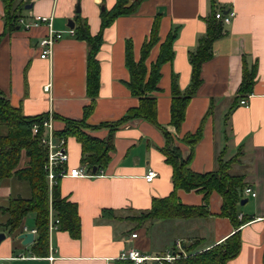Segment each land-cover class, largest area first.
Returning a JSON list of instances; mask_svg holds the SVG:
<instances>
[{"label": "crops", "instance_id": "0c3cea01", "mask_svg": "<svg viewBox=\"0 0 264 264\" xmlns=\"http://www.w3.org/2000/svg\"><path fill=\"white\" fill-rule=\"evenodd\" d=\"M22 1L25 7L19 19L29 22L36 15L52 16L53 28L61 31L63 37L55 42L50 58H41L39 42L48 34L49 26L26 28L18 20V25L7 31L5 2L0 0V89L26 115H48L51 111L56 115L54 126L58 135L57 130L64 128L65 122L57 116L81 119L84 107L91 101L87 94L88 44L69 32L68 23L71 20L75 24L80 16L88 22L92 35H96L100 31L101 11L111 9L117 0ZM30 3L32 7L27 8ZM215 5L217 11L231 9L235 16L224 25L227 34L215 41L213 57L202 65L201 84L189 101L178 135L170 124L173 75L180 90L185 92L192 76L190 52L206 31L205 18L211 12L212 0H143L133 13L117 17L104 31L98 53L101 87L87 122L95 125L117 121L129 108L139 104L138 96L127 85L130 72L126 66V42L132 41L135 59L139 60L142 45L155 18L160 16V41L147 58L150 65L157 59L160 44L169 31L178 27L174 57L162 65L159 89L154 92L157 120L175 135V143L181 147L184 158L191 149L183 136L204 125L203 137L195 146L190 163L195 171L216 170L219 155L225 161L237 157L230 172L245 176L246 187L256 192L252 197L257 200L247 211L250 213L238 207L239 218L249 215L253 219L240 227L241 250L227 264H264V0H216ZM243 62L249 67L256 64L257 69L252 91L244 96L247 106L240 103L242 97L237 95ZM89 132L105 138L109 128ZM166 145L159 127L135 118L115 130L110 161L96 175L60 177L62 196L78 205L81 235L74 238L68 230L51 226L57 219L52 211L45 255L34 251L37 233L29 244L18 237L24 230L36 229L35 213H29L12 233L5 226L9 213L3 208L11 197H28V184L15 177L2 180L0 232L5 238L0 241V257L3 264H120L123 259L119 256L130 248L164 255L174 250L179 239L188 248L198 237V245L203 247L195 250L225 239L235 227L228 217L216 215L222 205L217 192L209 199L212 214L205 217L142 223L132 218L150 208L154 196H166L173 189V169L160 150ZM67 150L66 168L80 167L94 172L83 163L82 147L75 137H67ZM149 168L157 171L152 182L144 177ZM178 195L186 204L204 201L203 193L198 190L179 189ZM135 231L138 235L132 237Z\"/></svg>", "mask_w": 264, "mask_h": 264}, {"label": "trees", "instance_id": "16d2710c", "mask_svg": "<svg viewBox=\"0 0 264 264\" xmlns=\"http://www.w3.org/2000/svg\"><path fill=\"white\" fill-rule=\"evenodd\" d=\"M141 1L143 0H134L133 2L117 0L111 9L102 10L100 31L96 35H92L86 20L80 16L75 19L74 30L77 37L86 40L88 44L87 94L91 101L84 107V116L81 119L57 116L65 122L64 128L57 130V134L75 137L82 147L83 163L87 164L92 171L96 167L97 170L94 173H97L110 161V154L114 149V133L117 128L135 118L148 120L159 127L167 140V145L160 150L164 155L165 162L173 169L171 177L173 189L166 196H154L151 207L132 218L142 223L146 220L205 217L212 214L209 209V199L213 192H217L222 197V205L221 212L216 215L228 217L234 225L235 231L208 248L195 250L196 244H191L188 248V256L172 262H165V264H227L241 250L240 227L253 219L249 215L239 218L238 207L244 199V189L247 184L244 181V175L230 172L231 164L237 157L225 161L223 156L219 155L216 170L195 171L190 163L194 148L203 137L204 125L201 124L194 132H188L183 136V140L189 144L191 149L189 156L184 158L181 147L175 143V135L166 126L159 124L157 120V98L154 92L159 89L162 65L174 57L173 45L178 36V27L169 31L165 40L160 44L157 59L150 65L147 63V58L153 46L160 41V16L155 18L150 34L142 45L139 60L135 59L132 41L126 42V66L130 72V80L127 85L131 93L138 96L139 104L129 108L124 116L117 121H105L95 125L87 122V118L95 108L96 97L101 87V67L98 53L103 43L104 31L117 17L133 13ZM4 2L5 26L8 31L18 25L25 3L22 0H4ZM215 2L216 0H212L211 12L205 18L207 23L205 33L199 38L196 48L190 52L192 76L191 83L185 92L180 90L176 75H173L170 124L175 128L176 135L180 132L185 119L189 101L201 84L203 63L213 57L215 41L227 34L222 21L216 18ZM256 70V64L249 67L243 62L242 79L237 90L238 97H244L251 93ZM47 116V114L33 116L24 114L20 107L11 104L5 92L0 89V125H5L7 128L5 133L0 132V182L6 178L15 177L28 184L30 189L28 197L21 195L11 197L8 206L3 208L9 213L5 226L12 233L23 223L29 213H35L37 238L34 243V251L41 255L47 253L51 210L59 220L57 224L59 228L68 230L74 238L81 235L78 205L62 196L60 178L52 187V191L49 190L46 170L48 150L41 141L43 128L39 133L33 132V125L41 123ZM104 127L109 128V134L105 138H100L89 132ZM179 189L202 192L203 203H183L178 195ZM120 264L132 263L128 260H120Z\"/></svg>", "mask_w": 264, "mask_h": 264}, {"label": "built area", "instance_id": "2783aa9c", "mask_svg": "<svg viewBox=\"0 0 264 264\" xmlns=\"http://www.w3.org/2000/svg\"><path fill=\"white\" fill-rule=\"evenodd\" d=\"M35 1V0H31ZM235 16V12L231 9L223 12L222 10L216 11V18L220 19L222 23L228 24L232 21ZM19 21L24 24V27L29 28L31 26H39L40 24H47L49 26L48 34L41 38L39 45L41 47V58L48 59L51 57L53 46L55 42L63 37L61 31H57L53 28L52 16L36 15L33 16L32 21H25L24 18H20ZM69 32L74 34L73 28L69 29ZM46 89L49 90V85H46ZM241 104L248 105V100L242 97L240 100ZM43 128V134L41 141L48 150V159L46 163L47 179L49 183V190L52 191V187L57 183V179L65 175L70 174L71 176H92L96 173H90L85 168H66L65 164L69 160V153L67 150V137L56 135L54 126V115L49 111L47 118L42 120L41 123H35L33 125V132L39 133L40 129ZM157 176V171L149 168L145 174L147 182H152ZM244 195L256 196V192L251 187H245ZM241 217V216H240ZM52 218V210L50 213V219ZM59 220H55V224L51 226L57 227ZM52 228V227H51ZM32 232L36 233V229ZM138 233L135 231L132 237H137ZM189 252L182 249L181 242H177V248L172 252H168L164 255H153L142 252L137 248H130L128 251L123 252L120 259L128 260L132 264H165V262H172L178 258L186 257ZM0 264H3V259L0 257Z\"/></svg>", "mask_w": 264, "mask_h": 264}, {"label": "rangeland", "instance_id": "374dc122", "mask_svg": "<svg viewBox=\"0 0 264 264\" xmlns=\"http://www.w3.org/2000/svg\"><path fill=\"white\" fill-rule=\"evenodd\" d=\"M7 131V128H6V126L5 125H0V132L2 133H5ZM24 160V159H23ZM29 190V192H30V189H28ZM260 196H263V193H260ZM246 197H248L249 198V201H248V203H246V204H244V205H242L241 206V204L239 205V207L243 210V211H245L246 213H250V212H247V211H249V210H251L252 208H253V205H254V202H255V200H257V199H255L254 197H252L251 195L250 196H244V198H246ZM197 238V240H194V241H192L193 243H191V244H196L195 246V248H202L200 245H198V242H199V240H198V237H196ZM195 238V239H196ZM186 240H189V239H186ZM177 242H181V245H182V249L183 250H185V251H187V252H189V250H188V248H189V244H188V248H186L185 246H184V241L183 240H176V242H175V246L173 247L174 249H176L177 248ZM169 248H172V246H169Z\"/></svg>", "mask_w": 264, "mask_h": 264}, {"label": "water", "instance_id": "95a60500", "mask_svg": "<svg viewBox=\"0 0 264 264\" xmlns=\"http://www.w3.org/2000/svg\"><path fill=\"white\" fill-rule=\"evenodd\" d=\"M33 3H30L28 4L26 7H32ZM104 9V8H102ZM68 25L71 27V28H74V22L73 21H69ZM97 168L94 167L93 168V171L96 172ZM247 202V198H244L242 201H241V204H245ZM19 239L22 240V242L24 244H29L31 243L33 240H34V237H35V233L32 232V231H27V230H24L23 232H21L19 235H18ZM5 238V234L3 232H0V241Z\"/></svg>", "mask_w": 264, "mask_h": 264}]
</instances>
